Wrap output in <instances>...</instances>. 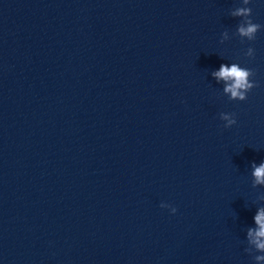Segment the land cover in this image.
<instances>
[{
	"label": "water",
	"instance_id": "obj_1",
	"mask_svg": "<svg viewBox=\"0 0 264 264\" xmlns=\"http://www.w3.org/2000/svg\"><path fill=\"white\" fill-rule=\"evenodd\" d=\"M261 161L264 0H0V264H264Z\"/></svg>",
	"mask_w": 264,
	"mask_h": 264
},
{
	"label": "clouds",
	"instance_id": "obj_2",
	"mask_svg": "<svg viewBox=\"0 0 264 264\" xmlns=\"http://www.w3.org/2000/svg\"><path fill=\"white\" fill-rule=\"evenodd\" d=\"M245 2L247 3V0ZM248 11V9H237L233 15H244ZM257 27L258 25L256 24H249L246 28L241 26L238 31L242 36H249L251 38ZM249 74L248 69L242 68L237 64H232L231 66L221 64L219 70L212 73L213 77L218 81L223 80L225 82L224 92L230 94V99L239 101L246 100L247 93L253 87L258 86L257 84L253 85L248 82L247 78ZM219 118L224 121V128H229L236 123L235 113H220ZM252 176L254 177L255 184H264V161H261L258 167L253 164ZM173 211L176 212V208H173ZM254 220L258 227L255 230L250 228L248 230V237L258 250L264 251V209L257 211ZM256 259L264 260V256H257Z\"/></svg>",
	"mask_w": 264,
	"mask_h": 264
}]
</instances>
